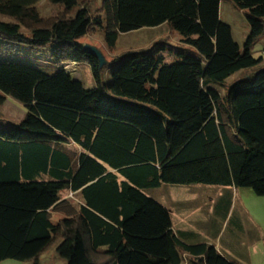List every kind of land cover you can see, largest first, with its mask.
Wrapping results in <instances>:
<instances>
[{"label":"trees","instance_id":"obj_1","mask_svg":"<svg viewBox=\"0 0 264 264\" xmlns=\"http://www.w3.org/2000/svg\"><path fill=\"white\" fill-rule=\"evenodd\" d=\"M42 1L0 0V44L49 47L57 67L0 58V104L11 97L26 108L19 123L0 121V262H38L60 236L67 264H183L185 254L190 264H242L176 231L172 210L152 195L167 183L264 195V57L253 54L264 0H231L250 24L244 47L220 17L222 0H50L62 9L52 17ZM162 25L180 44L113 57L110 81L109 63L81 42L96 28L114 48L124 33ZM83 61L94 87L66 68ZM68 190L81 203L63 199ZM232 205L226 189L213 231Z\"/></svg>","mask_w":264,"mask_h":264},{"label":"rangeland","instance_id":"obj_2","mask_svg":"<svg viewBox=\"0 0 264 264\" xmlns=\"http://www.w3.org/2000/svg\"><path fill=\"white\" fill-rule=\"evenodd\" d=\"M99 5L100 2H97ZM58 5L50 0H43L40 5L41 13L44 16H55L59 14L60 9ZM96 13V12H95ZM220 17L223 21L229 23L232 27L234 39L244 47L246 39L250 31V24L244 10L237 8L231 0H222L220 5ZM163 27H144L135 31L124 33L120 36L118 44L114 48H110L105 40V32L100 29H92L90 33L81 39L83 44H90L100 49L108 61L105 67V80L110 81L111 75L109 72L111 59L125 51L133 49H146L150 47L157 40L166 41L171 45H179L180 37L172 30L170 25H162ZM11 45L0 44V58L18 59L23 62L35 65L47 72H56L54 59L51 55L49 47L41 49H33L29 45L17 44L14 48L9 49ZM255 57H264V37L260 40L253 49ZM68 69L75 73L74 76L81 79L87 87H94L96 85L94 80L91 65L86 62H80L78 65L67 64ZM77 66V68L75 67ZM76 70V71H75ZM78 70V71H77ZM252 71L238 72L229 77L226 84L230 85L241 78V75L250 74ZM0 114L4 116V122L9 119L19 123L26 115V108L20 102L8 97L3 104H0ZM71 148L76 145L69 144ZM163 188L155 190L154 197L161 203L168 205L170 201L180 202L185 206L198 207L202 203H207L206 200L209 194H212L206 187H215L212 185L194 183L189 185H174L164 184ZM199 195H198V194ZM66 191H64L62 198H65ZM201 197V198H200ZM69 199V198H67ZM74 204H79L80 198L69 199ZM221 202V200H220ZM69 205V204H68ZM63 205L62 207L68 206ZM171 206V204L169 203ZM173 213L175 221L178 217H186L182 212H178L177 206H174ZM67 210H54L52 212L55 222L58 219L66 216ZM225 217V216H224ZM194 220L206 221V213L201 210L193 217ZM220 226V228H219ZM220 230L218 235L217 231ZM199 236L203 239H208L211 244L229 253V256L238 260L242 264H264V240L258 238L259 232L264 236V195H258L252 188H240L238 194L233 197V205L229 215L224 219L219 217V223L215 231L198 230ZM58 236L48 248L39 256L38 262L35 260L19 261L16 259H6L0 264H67V261L62 258L57 252L59 244ZM202 239V240H203ZM228 255V254H227ZM183 264H190L189 256L185 254Z\"/></svg>","mask_w":264,"mask_h":264},{"label":"crops","instance_id":"obj_3","mask_svg":"<svg viewBox=\"0 0 264 264\" xmlns=\"http://www.w3.org/2000/svg\"><path fill=\"white\" fill-rule=\"evenodd\" d=\"M4 120H0L1 122H3L4 126H8V125H12V124L16 123V122H13V120H11V119H9L7 122H4ZM163 185L160 188H163L164 187ZM212 186H215V185H212ZM216 187H217L216 189H214L215 187H206L205 188L207 190H210L213 193L209 194L208 198L206 199V200H208L207 203H204L205 199H202V203L198 207L185 206L184 204H181L180 202H174V201L169 202L171 204V206L169 205V203H167L168 205H166V206L172 210L174 229L176 231H183L186 233H190L192 236L199 238L202 235L199 236L198 230L203 231V233L205 231L209 232V231L213 230V224L212 223L214 222V218H215L214 216L216 215V213H215L216 206L220 204V200L223 197L226 189H231L233 191V197H235V195L238 194V191L240 189V188L236 189L233 187L231 188V187H224V186H216ZM66 192H67V194L64 195L66 199L67 198H69V199L74 198L75 199V198L79 197V192H73V191H69V190ZM154 194H155V191H154L152 196H154ZM80 203H81V200H80ZM174 206H177V208H178L177 211L184 213L183 215L186 217H178L179 220H177V222H176L175 216L173 213L174 212L173 209L175 210ZM201 209L204 213H206V221L194 220L193 217ZM258 234H259L258 238H260V239L263 238V240H264V236H262L260 234V232ZM206 240L208 242H211L208 239H206ZM215 246H217V245H215ZM218 249L220 250V252H223L224 254L229 255V253H226L225 251L221 250V248H218Z\"/></svg>","mask_w":264,"mask_h":264},{"label":"water","instance_id":"obj_4","mask_svg":"<svg viewBox=\"0 0 264 264\" xmlns=\"http://www.w3.org/2000/svg\"><path fill=\"white\" fill-rule=\"evenodd\" d=\"M85 50H87V51L93 53L94 55H96L100 59L102 67H104L107 64L108 61L105 58V55L96 46H93V45H90V44H86L85 45Z\"/></svg>","mask_w":264,"mask_h":264},{"label":"built area","instance_id":"obj_5","mask_svg":"<svg viewBox=\"0 0 264 264\" xmlns=\"http://www.w3.org/2000/svg\"><path fill=\"white\" fill-rule=\"evenodd\" d=\"M66 68H69L68 65H66Z\"/></svg>","mask_w":264,"mask_h":264}]
</instances>
